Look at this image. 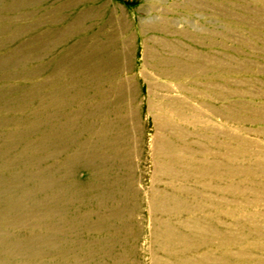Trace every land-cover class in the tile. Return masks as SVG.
Listing matches in <instances>:
<instances>
[{
	"label": "rangeland",
	"instance_id": "obj_1",
	"mask_svg": "<svg viewBox=\"0 0 264 264\" xmlns=\"http://www.w3.org/2000/svg\"><path fill=\"white\" fill-rule=\"evenodd\" d=\"M39 140L42 150L29 149ZM13 146L34 152L39 169L74 146L108 157L109 200L58 218L88 215L80 242L100 226L95 264H225L229 253L226 263L264 264V0H0V164H18ZM162 233L164 261L153 242Z\"/></svg>",
	"mask_w": 264,
	"mask_h": 264
},
{
	"label": "bare ground",
	"instance_id": "obj_2",
	"mask_svg": "<svg viewBox=\"0 0 264 264\" xmlns=\"http://www.w3.org/2000/svg\"><path fill=\"white\" fill-rule=\"evenodd\" d=\"M57 132H59V131H57ZM11 137H13V135H10V138ZM38 139H39V137H38ZM54 139H55L56 145H57L64 140V136L61 134L57 135V136L55 135ZM44 144H45V140H39V141H37V143H35L32 146V148H29V149H33L32 151L36 152V151L42 150ZM26 149L27 148L20 149L17 146H13L10 150H8V152L10 151L11 153L12 152L15 153L14 155L16 156V158L18 160V164L16 166H11L7 159L3 160L2 163L0 164V174L4 171H7V170L10 171V173L6 177H0V264H95L96 258H92L89 254L91 248L93 246H97L99 249L102 250L103 247H105L104 245L106 244L105 242H102V241L97 240L95 238L91 239L92 233L97 232V230L100 229V226L96 225V224H90L86 228L85 232L83 233V234L86 233L85 236L83 237V242H80V238L74 232L78 226L85 225L88 222V215L86 213H80L79 216H76L74 218L68 217V220L66 221L67 223L63 222L62 225L58 221V218L59 217L60 218H66L67 217V216L63 215V212L66 208H69V207L76 208L77 212L79 213L80 206L90 204L92 201H95L98 204H101L102 201L109 200V191L107 189V186H108V183L110 180L109 176H107V170L109 169L108 157L99 156L98 154L97 155L91 154L89 156H85L83 151H82V148H80L79 146H74V147H72V149H69L68 154L63 159L62 163H58V164L51 166V167H48V168L39 169V168H37V162H38L37 160L38 159L35 158V156H33L34 152H30V153H32V154H30V153H28V150H26ZM180 151H181V149L179 150V152ZM4 153H5V151L2 153L0 152V157L3 156ZM173 153H175V152H173ZM52 155L56 156L57 151H54ZM173 155H175V157L177 158V156H179V153L177 154V156H176V154H173ZM179 157L181 158L182 156H179ZM180 158H179V160H182V158L181 159ZM177 162H178V160H177ZM29 167L33 168V171H31L32 169L30 170ZM191 167H192V165L190 166V170L192 169ZM193 167H195L194 164H193ZM195 169H197V167ZM188 170H189V168H188ZM188 170H187V173L190 172ZM78 171L82 172L84 174V176H82V178L79 177ZM198 172L199 171H197V173ZM187 176L185 178H187ZM189 176H192V175H189ZM177 177H178V175L176 176V178ZM172 178H175V177H172ZM176 178H175V181H173V179L171 180L173 182V184L178 179V178L177 179ZM197 179L198 178H196V180ZM191 180H189V178H188V181H191ZM168 181H169V179H168ZM193 181H192L193 184L198 183L195 180H193ZM199 181L201 182V180H199ZM192 182H190V183H192ZM196 185L197 184H195L193 186L190 185V187L195 186L193 188V189H195ZM207 185H209V184H207ZM171 186L169 187V190H168L169 192L172 190V189H170ZM176 187L177 186L175 184V188ZM185 187H183V188L185 189ZM187 187H189V185H187ZM200 187H201V185H200ZM208 187L211 188V185ZM183 188H182V190H183ZM193 189H190V190H193ZM178 190H180V189H178ZM187 190H189V189H187ZM154 191L155 192H154L153 196L156 197L155 194H158L160 192L156 193L157 191L156 190H154ZM164 191H163V193H164ZM172 191H174V190H172ZM184 191L186 192V190H184ZM167 192H166V196L170 197V195H168ZM163 193H162V196H164V194H165V193L164 194ZM160 194L157 195V196H160V199H159V197L157 198L158 200H161L162 196ZM177 195L173 196V197H177ZM179 195H181V194H179ZM181 197H182V195H181ZM157 199H153V200H157ZM166 199H168V197ZM178 199H181V198H178ZM178 199H176V200H178ZM163 200H164L163 202H166V201L170 202V200H172V197L169 200H165V199H163ZM178 201H180V200H178ZM163 202L161 200L162 204H163ZM182 202H178L176 206L178 207V204L182 205L184 203V202L183 203ZM155 203H156V201H155ZM157 203H159V202H157ZM161 203H160V205H161ZM170 203H172V202H170ZM180 203H182V204H180ZM167 204H165V206ZM173 204H174V202H173ZM168 205H170L169 207H171V209L174 207L177 208L175 205L173 207L171 206L172 204H168ZM185 205H187V204H185ZM194 205L193 206L189 205L188 207H192L193 209H195ZM161 206H164V204ZM167 207L168 206H166V208ZM183 207L182 208L180 207L181 209L178 207L177 210L180 211L183 209ZM186 207L187 206H185V208ZM188 207H187V209H188ZM185 208H184V210H186ZM192 208H190V209H192ZM190 209H189V211H190ZM156 210H157V208H156ZM168 210H170V209H168ZM184 210L180 211V212H184ZM192 210L190 211L191 213H192ZM118 211L120 212V210L116 209L114 214L112 213L111 217L116 218V216L119 215ZM161 211L163 212L164 210L163 209L160 210L159 213ZM165 211H164V213H165ZM172 211H173V209H172ZM175 211H176V209H175ZM190 212H189V214H190ZM164 213H162V214H164ZM166 213H168V215H169L168 218L171 220L170 222L173 223V221H174V219L172 218L173 215L171 216V213L169 214V211H167ZM192 214H195V213H192ZM192 214H190L189 216H191ZM165 215H167V214H165ZM174 215H176V214H174ZM177 215H179V212ZM183 215L185 216V214H183ZM183 215H182V217H183ZM107 217H106V219H107ZM177 217H180V216H177ZM191 217H193V215ZM210 218L211 217H209V219ZM213 218L216 219L217 217H215V215H214ZM161 219H166V218L164 217ZM172 219H173V221H172ZM190 219H193V218H190ZM167 220L168 219H166L165 221H167ZM187 220L188 219H186V221ZM161 221H163V220H160V222ZM180 221H181V219H180ZM183 221H185V220H183ZM188 221H187V223H188ZM168 222H169V220H168ZM192 222H194V221H192ZM197 222H198V220H197ZM156 223H159L157 221V219H156ZM156 223H155V226L161 224V223H159V224H156ZM177 223L179 224V221ZM182 223H184V222H182ZM195 223H196V220H195ZM170 224L171 223H169L168 226H171ZM178 224H176V222H175L174 225H177V227L179 228L180 226ZM213 224L215 225V223H213ZM163 225H164V223H163ZM185 226H187V224H185ZM156 227H158V226H156ZM189 227L190 226H187V228H189ZM182 228H184V226ZM164 229L165 228L163 226V228H161V230L163 232H166L167 230H168L167 232L170 231L167 228H166V231H164ZM177 229L176 230L172 229V231L177 232ZM179 230H182V229H179ZM188 230L185 231L186 233H188V234H186V236H188V235L190 236ZM199 230H201V229H199ZM11 232H13V239H11V237H10ZM156 232L157 231H155V233ZM159 232L161 233L160 230H159ZM159 232H157V233H159ZM173 232L171 233L172 235H174ZM202 232L203 231L200 232L201 235L203 234ZM209 232H211V231H209ZM209 232H207L206 234L212 233V232L211 233H209ZM157 233L153 236L158 235ZM179 233H177V234H179ZM191 233H192V231H191ZM218 233L220 234L221 232H218ZM14 234H15V236H14ZM166 234H168V233H166ZM166 234H163V236H160V239H158V238L154 239L155 241H153V242H154L155 254L158 253L162 244H163V250L161 248L160 252L162 253L163 251H165L164 249L167 246L166 245L164 246V243H161L162 242L161 237L169 238V236H167ZM198 234L199 233H197V235L196 234L195 235L198 236ZM65 235H67L68 237H64ZM172 235H170V237H172ZM180 235L178 236V238L180 237ZM184 235H185V233H184ZM195 235L192 236L193 241H194V243L197 242V244H198V241L194 240V239H196V238H194V237H196ZM158 236H156V237H158ZM183 236H182V238H183ZM206 236L208 237V235H206ZM219 236H221L220 240H221V238H224V236L226 237V235H222V234H220ZM173 237L175 238V236H173ZM182 238L180 237V240ZM188 238H187V240H190V238L189 239ZM208 238H212V235ZM227 238H230V237L228 236ZM117 239H119V237H117ZM183 239L185 240V236ZM202 239H205V235ZM202 239H199V241ZM217 239H219V237ZM91 240H92V242H91ZM180 240L178 239L175 241H177V243H178V241H180ZM187 240L185 242H187ZM230 240L227 239L226 241H230ZM193 241L190 242L191 245H192ZM204 241H202L201 243L203 244ZM207 241L208 240L206 239V242ZM226 241H223V242L226 243ZM231 241L229 243H231ZM166 242L169 243L170 242L169 239ZM220 242H222V240ZM82 243H83V245H82ZM168 243H167V245H168V249H169L171 245H169ZM172 243H173V241H172ZM181 243H184V241H182ZM188 243H189V241H188ZM214 243H216V240ZM214 243H212V244H214ZM218 243L219 242L216 243L217 246L221 245ZM178 244L180 246H182L180 243H178ZM207 244H208V242L204 245L206 246ZM173 245H175V248L177 247L176 244H172V246ZM200 245L201 244L199 242L198 247H200ZM214 245H213V249L215 248ZM172 246H171V250L174 249V248H172ZM192 246H193V248L195 247L194 248V250H195L196 246H194V245H192ZM205 246H204V249H206ZM207 246L210 247L211 245L209 246V244H208ZM186 247H184L185 250L188 248V247L187 248ZM76 248L80 249V251H81L80 254H77V252L75 250H73ZM182 248L183 247H181V248L178 247L176 249H179V250L181 249L180 250V252H181ZM201 249L204 251V249L202 247L200 248V250ZM209 249H208L207 254L210 253ZM213 249L211 247V250H213ZM179 250H174V253L175 254L178 253ZM167 251L168 250L166 248V252ZM205 251H207V250H205ZM224 251L225 252H223V254L228 252V250L227 251L224 250ZM193 252L196 253V250L190 251L188 253L193 254ZM202 252H200V253H202ZM174 253H172L173 254L172 255L170 252L169 255L171 254L172 256H176V255H174ZM179 254H181V253H179ZM184 254L185 253L182 254L183 255L182 258H185ZM204 254L205 253H203L202 255L204 256ZM229 254L225 255L226 260L229 259V256H230ZM186 255L192 257V255H189V254H186ZM195 255L198 256L197 254H195ZM160 256H162V255H160ZM196 256H193V257H196ZM203 256H201V257H203ZM206 256H205V258H206ZM221 256H223V255H221ZM227 256H228V259L226 258ZM178 257H179V255L177 256V258ZM201 257L199 255V259ZM164 258L165 257H163V260L162 259L161 260L164 261L166 259V258L165 259ZM177 258L175 260H177ZM23 259H25L27 261H23ZM110 259L112 260V258H110ZM197 259H198V257H197ZM225 259L223 260V261H225V264H229L230 262H232L231 260L234 261V259L230 258L231 259L230 262L226 263ZM15 260H18V262L14 263ZM181 260H183V259H181ZM203 260L204 259L199 260V261L204 262ZM220 260L221 259H219L218 261L221 262ZM237 260H239V259H237ZM187 261H189V260H186V261L184 260L183 261L184 263L183 262L182 263L186 264ZM199 261L196 260L194 262H196V264H198L197 262H199ZM216 261L213 263L216 264ZM218 261H217V263H218ZM207 262H208V260H207ZM169 263H171V261ZM192 263L193 262H191V264ZM213 263H211V264H213ZM235 263H237V262L234 261L233 264H235ZM240 263H241V260H240ZM160 264H162V263H160ZM180 264H181V262H180ZM199 264H201V263H199ZM222 264H224V263H222ZM237 264H239V263H237Z\"/></svg>",
	"mask_w": 264,
	"mask_h": 264
}]
</instances>
